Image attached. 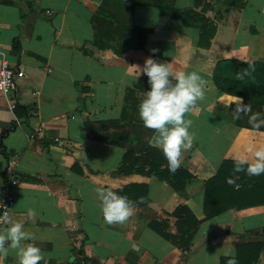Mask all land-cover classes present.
Instances as JSON below:
<instances>
[{"label": "crops", "instance_id": "0c3cea01", "mask_svg": "<svg viewBox=\"0 0 264 264\" xmlns=\"http://www.w3.org/2000/svg\"><path fill=\"white\" fill-rule=\"evenodd\" d=\"M102 1L0 0V63L20 70L15 91L0 94V195L7 190L13 198L9 218L32 234L31 242L44 256L40 264H227L230 252L237 264H264V205L202 221L185 251L148 227L163 221L165 233L174 235V219L166 214L178 205L201 220L203 181L222 160L251 159L245 148L264 143V129L236 126L232 96L211 80L219 60L264 64V0H243L240 8L204 0L210 9L203 16L215 28L207 48L198 47L197 28L153 7L134 6L133 25L150 32L141 49H126L120 56L93 43L91 18ZM165 1L177 10L191 9L194 2ZM149 57L169 63L173 72L195 71L208 82L205 100L185 115L193 121L195 141L182 153L181 166L196 180L183 194L154 176L119 175L124 150L85 135L86 124L96 136L97 123L119 120L125 107L134 109L129 119L140 120L137 105L146 86L134 89L143 75L136 66L142 68ZM153 135L148 145L158 149ZM129 184L146 185L147 204L135 205L124 224H107L96 189ZM29 209L34 216L27 215ZM0 264H17L15 255L0 258Z\"/></svg>", "mask_w": 264, "mask_h": 264}, {"label": "trees", "instance_id": "16d2710c", "mask_svg": "<svg viewBox=\"0 0 264 264\" xmlns=\"http://www.w3.org/2000/svg\"><path fill=\"white\" fill-rule=\"evenodd\" d=\"M242 2L243 0H221L220 4L225 8H240ZM130 3V6L116 0H103L100 3L97 12L91 18L95 31L93 39L95 46L107 48L115 56H120L126 49L142 48V42L149 34L150 29L137 28L133 25L134 6L153 7L162 16L197 28L199 31L198 47L207 48L209 46V40L213 37L215 28L203 16L210 9L204 0H194L193 7L184 10L175 9L172 1L165 0H130ZM198 7H200L199 12H195ZM113 40L114 44L109 45V42ZM241 69L248 70L250 75L244 76L243 79H237L236 73ZM211 80L214 87L220 92L242 97L244 104L251 103L252 112L262 113L264 64L259 62L244 63L232 59L219 60L213 67ZM143 85L146 86L145 91L149 90L147 77L144 75L134 85V89H142ZM127 92L131 95L132 89ZM125 108L121 109L119 120L97 123L99 129L104 132L108 128L112 129L111 133L99 135L98 129L95 136L93 132L89 131L91 125L86 124L85 135L87 138L124 150L117 167L119 175L154 176L157 181L165 183L173 192L183 194L185 189L195 182V177L182 166L175 173H171L161 151L148 145L147 139L153 131L145 128L140 120L129 119L128 117L134 109ZM140 125L145 129V134L131 130L133 126L139 127ZM236 126L251 129L247 116L237 119ZM234 162L222 160L214 175L203 181L201 200L203 218L201 220L196 219L185 205H178L169 214H166L167 217L174 219V235L165 233L163 221L149 222V229L164 240L175 243L180 250L185 251L191 245L197 227L202 221L230 209L241 210L264 205V174L249 177L244 172L237 173L234 171ZM228 181H232V183ZM114 191L119 195L127 196L135 205L144 206L148 202L147 187L143 184H129Z\"/></svg>", "mask_w": 264, "mask_h": 264}, {"label": "clouds", "instance_id": "9594fccd", "mask_svg": "<svg viewBox=\"0 0 264 264\" xmlns=\"http://www.w3.org/2000/svg\"><path fill=\"white\" fill-rule=\"evenodd\" d=\"M136 67L147 77L149 86L137 105L138 118L145 128L154 132V146L167 161L168 170L175 173L182 165V153L190 150L195 141V134L190 132L193 121L185 119V115L205 100L208 82L195 71L173 72L169 63L158 62L152 57L145 59L142 68ZM246 75H250L249 71L241 69L236 78L243 79ZM231 99V104H235L232 114L236 119L247 116L250 130L260 132L264 129V114L252 112L251 103L244 104L242 97L232 96ZM245 153L250 154L251 159L248 155L240 156L234 162V171L244 172L249 177L264 174V143H250ZM96 191L107 224H124L133 215L135 204L127 196L111 189L97 188ZM0 208L4 209L0 215V258L13 253L17 264H40L44 256L31 242L34 241L32 234L25 230L24 224L9 218L6 207L0 204ZM27 215L34 216L35 213L29 209ZM225 255L231 257L227 264H237L234 252Z\"/></svg>", "mask_w": 264, "mask_h": 264}, {"label": "built area", "instance_id": "2783aa9c", "mask_svg": "<svg viewBox=\"0 0 264 264\" xmlns=\"http://www.w3.org/2000/svg\"><path fill=\"white\" fill-rule=\"evenodd\" d=\"M48 15V13H46ZM20 70H12L8 67L6 62L0 63V94L8 95L15 91V76L19 74ZM8 108L10 110L14 109V104L12 102L8 103ZM15 181L10 182V186H13ZM0 204L7 208L8 214L13 206V198L9 194V191L4 190V193L0 195ZM4 209L0 208V215L3 214Z\"/></svg>", "mask_w": 264, "mask_h": 264}]
</instances>
